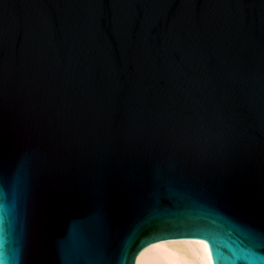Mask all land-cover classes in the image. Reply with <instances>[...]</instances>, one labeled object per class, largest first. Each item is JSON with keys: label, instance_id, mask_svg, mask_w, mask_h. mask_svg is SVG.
I'll use <instances>...</instances> for the list:
<instances>
[{"label": "water", "instance_id": "1", "mask_svg": "<svg viewBox=\"0 0 264 264\" xmlns=\"http://www.w3.org/2000/svg\"><path fill=\"white\" fill-rule=\"evenodd\" d=\"M168 238L264 264V0H0V264Z\"/></svg>", "mask_w": 264, "mask_h": 264}, {"label": "bare ground", "instance_id": "2", "mask_svg": "<svg viewBox=\"0 0 264 264\" xmlns=\"http://www.w3.org/2000/svg\"><path fill=\"white\" fill-rule=\"evenodd\" d=\"M198 238H168L147 244L134 264H209V247Z\"/></svg>", "mask_w": 264, "mask_h": 264}, {"label": "snow or ice", "instance_id": "3", "mask_svg": "<svg viewBox=\"0 0 264 264\" xmlns=\"http://www.w3.org/2000/svg\"><path fill=\"white\" fill-rule=\"evenodd\" d=\"M196 231H192L191 234H188V235H199V234H195ZM153 239H159L161 238L160 236H153L152 237ZM205 239H208L204 236ZM149 242L148 240H144V241H141L140 244L137 246V250L139 249V247H142L144 243H147ZM205 247H208V245H205ZM218 253H220L222 256L223 253H222V250L220 248H217L213 242H212V248H211V251L209 253V264H213V256L215 257V264H241V261L240 260H233L231 258V256H227L228 259H221V260H218ZM226 257V256H225Z\"/></svg>", "mask_w": 264, "mask_h": 264}]
</instances>
